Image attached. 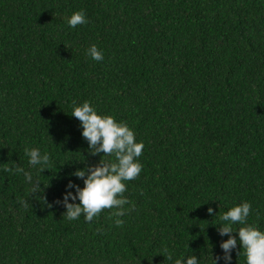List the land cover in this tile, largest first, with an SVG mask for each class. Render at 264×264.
Here are the masks:
<instances>
[{"label": "trees", "instance_id": "obj_1", "mask_svg": "<svg viewBox=\"0 0 264 264\" xmlns=\"http://www.w3.org/2000/svg\"><path fill=\"white\" fill-rule=\"evenodd\" d=\"M81 10L88 23L70 27ZM73 101L144 145L121 227L115 209L69 221L54 203L104 155ZM26 147L50 157L45 171ZM243 202L264 233V0H0V264H225L220 217ZM233 235L231 264H246Z\"/></svg>", "mask_w": 264, "mask_h": 264}, {"label": "clouds", "instance_id": "obj_2", "mask_svg": "<svg viewBox=\"0 0 264 264\" xmlns=\"http://www.w3.org/2000/svg\"><path fill=\"white\" fill-rule=\"evenodd\" d=\"M67 23L70 27L75 28L78 25L88 23V20L85 12L81 10L74 12ZM87 55L97 62L104 59L103 53L98 50L96 45L90 46ZM71 117L80 122L83 129L82 137L89 145V154L99 156L103 153V157H114V162L102 159V157L99 163L86 166L83 170L72 173L73 176L83 181L84 187L81 188L70 180L66 185L63 200H57L54 203L63 205L66 209L63 215L69 221L77 220L83 215L86 222H91L105 209H115L109 219L115 217V225L121 227L124 221L120 217L126 213L124 205L130 203L123 196L127 191L124 181L135 180L141 173L142 165L138 158L142 155L144 145L142 142H136L134 132L126 123H118L110 115L101 116L97 114V111L87 101L79 106L73 101ZM24 151L25 155L29 157L31 166L40 165L42 172L45 171L44 166L49 163L50 159L47 154L41 155L37 148L26 147ZM12 164L15 165V163ZM5 165V171L16 174L23 173L25 179L32 184L30 189L32 195L39 193L40 184L32 181L29 172H25L18 165L14 168L8 167V164ZM69 189H75V194ZM69 200L73 203H69ZM76 200L79 201L78 204L74 203ZM20 203L25 207L28 206L26 201L21 200ZM48 207H52V205H48ZM251 209L250 203L243 202L231 207L220 217L225 223L217 229L218 233L222 237H229L227 241L220 244L224 252L222 258L225 264H231V252L237 247V239L233 235L234 233L238 234L239 243L246 257V264H264V233L247 223ZM208 214H213L211 207L208 208ZM234 224L243 226L234 231L232 227ZM162 252L165 259L173 260V254L167 247L163 248ZM220 259L221 257L213 259L214 264H217ZM174 264H198V259L195 255L188 256L186 261L182 257L175 259Z\"/></svg>", "mask_w": 264, "mask_h": 264}]
</instances>
